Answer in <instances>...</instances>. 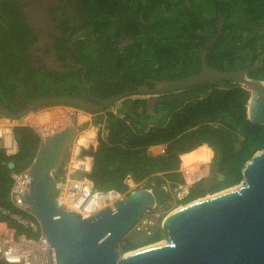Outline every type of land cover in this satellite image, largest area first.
<instances>
[{"label":"trees","instance_id":"1","mask_svg":"<svg viewBox=\"0 0 264 264\" xmlns=\"http://www.w3.org/2000/svg\"><path fill=\"white\" fill-rule=\"evenodd\" d=\"M81 1L90 23L77 39L76 55L86 63L85 79L97 97L136 84L151 85L148 78L196 72L203 55L209 66L248 67L264 49V0ZM121 30L133 39L123 47ZM23 32L24 40L0 42V104L19 111L40 96H84L86 88L74 72L43 73L23 67L32 40L24 24ZM248 75L264 80V58L258 67L248 69ZM249 97L246 86L222 80L156 96L126 97L116 111L110 105L101 111L87 109L97 113L92 123L104 122L107 130L103 135L98 132L96 146L81 148L79 156H91L92 163L90 170L76 174L102 190L125 191L127 177L143 181L163 207L179 184L189 185L180 199L183 204L238 184L245 162L264 147V125L247 116ZM13 130L18 152L8 155L0 148V204L9 210L13 209L8 197L10 173L30 165L41 145L34 127L16 125ZM158 145H163L162 152L152 154L150 149ZM198 151L203 158L197 157ZM209 160L213 166L209 175L214 176L207 182ZM62 172L63 163L54 170L56 175ZM6 217L0 214V219ZM164 235L163 228L140 241L124 234L118 248L133 250Z\"/></svg>","mask_w":264,"mask_h":264},{"label":"water","instance_id":"2","mask_svg":"<svg viewBox=\"0 0 264 264\" xmlns=\"http://www.w3.org/2000/svg\"><path fill=\"white\" fill-rule=\"evenodd\" d=\"M263 58L264 49L251 66L224 69L207 65L203 55L198 71L179 78H148L151 85L136 84L96 100L45 95L19 111L0 104V116L16 119L50 103L101 111L126 97L156 96L205 82L229 80L250 90L247 116L264 125V80L248 75V69L258 67ZM81 79L89 91L85 71ZM77 132L74 121L43 138L31 163L29 190L23 192L50 242L53 264H264V147L245 162L242 182L167 213L162 224L164 241L120 252L121 237L157 203L155 193L148 187L132 189L124 198L87 216L60 207L55 200L53 171L60 166Z\"/></svg>","mask_w":264,"mask_h":264},{"label":"built area","instance_id":"3","mask_svg":"<svg viewBox=\"0 0 264 264\" xmlns=\"http://www.w3.org/2000/svg\"><path fill=\"white\" fill-rule=\"evenodd\" d=\"M78 110L65 106L64 112L59 118L68 116L71 112ZM27 115V114H26ZM26 115L12 119L6 116H0V148L8 155L18 152V142L14 135L16 125H32V121ZM6 119V120H1ZM53 119H49L51 121ZM44 124L34 127L39 133L41 142L43 138L54 131L63 127L58 123L51 130L43 128ZM75 121V117H74ZM66 126V125H65ZM31 164L21 170H12L11 187L8 197L13 206L12 210L0 204V214L6 215L0 219V264H53L50 242L41 226L40 220L32 211L31 205L23 192H28L30 178L29 171ZM80 169L81 168H76ZM75 170H70L63 166V172L53 175L56 180V203L66 209L78 212L82 216L95 213L99 209L110 205L118 199L124 198L127 193L135 188H145L143 181L136 182L131 177H127L125 182L128 188L125 191H119L114 188L102 190L93 187L92 181L86 176H79ZM181 186V184H179ZM151 188L152 187H148ZM164 190L170 189L167 185H162ZM174 191V189H173ZM160 205L157 203L146 210L142 216L133 225L132 229L136 232L151 235L155 230L163 228L165 216L161 214ZM22 227L30 232L22 230Z\"/></svg>","mask_w":264,"mask_h":264},{"label":"flooded vegetation","instance_id":"4","mask_svg":"<svg viewBox=\"0 0 264 264\" xmlns=\"http://www.w3.org/2000/svg\"><path fill=\"white\" fill-rule=\"evenodd\" d=\"M89 23L81 0H0V42L13 44L24 40L23 24L26 25L32 40L21 63L25 62L23 67L28 65L43 73L74 72L80 78L84 71L86 73V63L77 59L78 40L73 39L72 34L78 26ZM119 38L120 47L131 40L123 30ZM79 97L100 98L92 94L90 88Z\"/></svg>","mask_w":264,"mask_h":264},{"label":"rangeland","instance_id":"5","mask_svg":"<svg viewBox=\"0 0 264 264\" xmlns=\"http://www.w3.org/2000/svg\"><path fill=\"white\" fill-rule=\"evenodd\" d=\"M221 21H222V17L219 15V23ZM86 30H87V27L84 26V25L78 26L77 28H75L74 29V33L72 34L73 39H78L79 37L85 35ZM93 36L94 35L91 34V36H89V37L93 38ZM132 40L133 39L129 40V42H131ZM125 43H127V42H125ZM122 45L125 46V44H123V43H122ZM202 53H204V51H202ZM120 104H121V100H118V101L114 102L112 105H110L109 108L112 109L113 111H116V109L118 108V106H120ZM65 106L72 107V108H74V109H76L78 111H83L86 114L88 113V114L91 115L90 119L87 118V119L83 120L80 124H78V132H77L75 138L73 139V141L71 142V144L67 147V149L64 152L63 160H62L61 163H63L64 167H67L68 166L67 164L70 161V159L73 156V154H76L77 156H79L81 148L84 147V146H80V145L76 144V142H75L76 139L79 137L78 136L79 131L83 127L88 126L90 123H92L94 118L97 116V113H92V112L88 111L85 108L78 107V106H75V105H72V104L50 103L49 105L48 104L43 105V106H41V107L29 112L31 114H30V116L28 118H29V120L32 121V125L37 128V126H40L41 124H44V122L48 121L49 119H55V118L57 119V118H59L62 115V113H65L64 112ZM65 125L66 124H62L61 127L64 128ZM96 125H97V136H98V132H100V134H102V135L105 134L107 128H106L104 122L97 123ZM97 136H96V139H97ZM160 146L157 147V148H151V152L158 153L159 151H161V147ZM88 147H85V148H88ZM93 147H94V145H93ZM82 157H84V156H82ZM197 157L203 158V154L200 151H198L197 152ZM205 167L207 169V172L204 173V174L208 176L206 181L209 182V181L212 180V178L214 176L212 174L209 175V172L213 168V166L210 163V160L205 165ZM76 170H80V169H76ZM75 173H76V171H75ZM240 182H242V180ZM188 187H189L188 184H181V186L178 185L177 187L174 188L173 196L171 197V199L168 200L167 207H163L161 205L159 207L160 211H161V214L163 216H166L167 213H169L171 210L183 205V203L180 201V199L186 194ZM222 189H224V188H222ZM220 190H221V188L219 190H217V191H220ZM208 194H212V193H208ZM208 194H206V195H208ZM125 236L128 237V238H132V239L138 240V241L144 240L145 237H146L145 234L140 233V232H136L132 228L128 232L125 233ZM165 239H166V232H165L164 237L162 239H160V240H165ZM152 243H155V242H152ZM149 244H151V243H149ZM149 244H144V245H141L139 247L140 248L143 247V246L145 247V246H147ZM139 247H137V248H139ZM137 248H135V249H137Z\"/></svg>","mask_w":264,"mask_h":264},{"label":"bare ground","instance_id":"6","mask_svg":"<svg viewBox=\"0 0 264 264\" xmlns=\"http://www.w3.org/2000/svg\"><path fill=\"white\" fill-rule=\"evenodd\" d=\"M30 114L31 113H28L22 120H26L30 116ZM74 117H75L76 123L80 124L83 120L89 118V115H88V113L86 114L83 111H76L75 113L71 112L68 116L62 117L59 120L53 119L51 121H48L45 124V126H43V128H45L46 130H51L58 123L66 124V125L71 124L74 122ZM1 120H6V119H1ZM78 136L79 137L75 141L76 144H78L80 146H84V147H88L90 145L95 146L97 144V139H96L97 125L91 123L88 126L83 127L79 131ZM90 161H91L90 156L80 157V156H77L76 154H73V156L71 157L70 161L68 162V164H67L68 166L66 168H68L70 170H75L76 168H81L82 170H90ZM233 186L234 185L229 186V187H233ZM229 187H226V188H229ZM221 190H223V189H221ZM214 193H216V192H214ZM210 195L211 194H208V196H210ZM162 241H164V240H159V241H157L155 243H151L145 247L151 246L153 244H157V243L162 242ZM141 248H144V246Z\"/></svg>","mask_w":264,"mask_h":264},{"label":"crops","instance_id":"7","mask_svg":"<svg viewBox=\"0 0 264 264\" xmlns=\"http://www.w3.org/2000/svg\"><path fill=\"white\" fill-rule=\"evenodd\" d=\"M89 115V118L88 119H90V117H91V115L90 114H88ZM91 124V123H90ZM160 145H158V147H159ZM161 147V151H159V152H162V150H163V146L161 145L160 146ZM150 152H151V149H150ZM158 152V153H159ZM152 154H157V153H153V152H151ZM84 157H87V156H84ZM90 158H91V161H90V167H91V163H92V157L90 156Z\"/></svg>","mask_w":264,"mask_h":264}]
</instances>
